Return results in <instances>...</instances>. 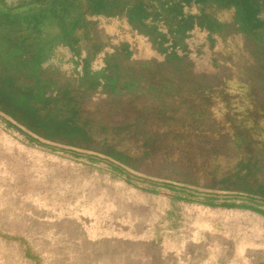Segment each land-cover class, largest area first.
<instances>
[{"label":"rangeland","instance_id":"obj_1","mask_svg":"<svg viewBox=\"0 0 264 264\" xmlns=\"http://www.w3.org/2000/svg\"><path fill=\"white\" fill-rule=\"evenodd\" d=\"M133 1L86 13L74 31L82 56L62 45L41 63L7 51L0 18V264H198L213 253L264 264L262 213L164 185L264 210V24L246 29L221 0H190V27L174 36L184 58L168 62L155 34L127 22Z\"/></svg>","mask_w":264,"mask_h":264},{"label":"trees","instance_id":"obj_2","mask_svg":"<svg viewBox=\"0 0 264 264\" xmlns=\"http://www.w3.org/2000/svg\"><path fill=\"white\" fill-rule=\"evenodd\" d=\"M189 1L135 0L128 2L126 7H124L128 11L127 22L129 24L135 22L140 24L143 30L141 32L146 35L155 34L154 41L162 47L168 62L182 60L184 55H181L175 46L179 38L177 39L174 36L178 32L184 31L181 35L183 37L186 29L190 27L189 24L192 19L186 11V5ZM88 2H90V5L86 9H82L85 3L82 0H20V2L11 5V8H5L0 12V18L7 30L5 37L7 44H9H6L8 47L6 48L8 49L7 51L12 55L31 58L36 63H41L50 56L58 55V49L62 45L74 46L80 55L79 50L75 47L79 42L77 36L74 35L75 29L88 25L87 12L89 15L107 14L115 6L116 0L113 2L108 0H88ZM221 2L224 5L235 8L236 18L246 29H255L264 24L258 15L260 9L258 5L262 2L261 0H221ZM162 25H164V29ZM134 36H137V40L134 39V41L138 44H145L144 35L135 34L134 32ZM236 36L239 35H231L230 37ZM19 38L23 39V41H20ZM24 45L35 46V50L32 51L33 53H28L23 49H17L23 48ZM239 58H242L241 61L246 59V57L241 55ZM243 85L248 86L247 84ZM229 88L232 89L230 86ZM228 91L238 94L247 93V89ZM66 121L77 123L79 120L67 119ZM112 165L116 171L120 173L124 171L120 166L113 163ZM128 179L132 181L130 177ZM164 185L174 190H179L173 184L166 183ZM176 197L189 200L192 195L187 194L185 197ZM216 200L207 198L201 201L208 205H215ZM221 205L251 209L264 215V210L260 208V204L253 205L252 203H236L225 200Z\"/></svg>","mask_w":264,"mask_h":264},{"label":"water","instance_id":"obj_3","mask_svg":"<svg viewBox=\"0 0 264 264\" xmlns=\"http://www.w3.org/2000/svg\"><path fill=\"white\" fill-rule=\"evenodd\" d=\"M129 176L132 178L144 180L143 177H139L133 173H129ZM175 187L179 190L186 192L189 195L203 198V199L209 198V199H217V200L225 201V200L235 199V198H246L243 195L224 193V192L206 191V190H201V189L190 187V186L175 185ZM256 201L264 204V200L256 199Z\"/></svg>","mask_w":264,"mask_h":264},{"label":"crops","instance_id":"obj_4","mask_svg":"<svg viewBox=\"0 0 264 264\" xmlns=\"http://www.w3.org/2000/svg\"><path fill=\"white\" fill-rule=\"evenodd\" d=\"M19 1L12 2V4H16ZM197 260H199L198 264H216V258L214 253L209 254L207 256H205V254H201L198 256ZM232 264H240V262L234 261Z\"/></svg>","mask_w":264,"mask_h":264}]
</instances>
